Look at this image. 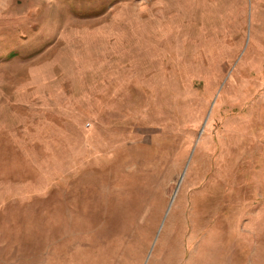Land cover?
Masks as SVG:
<instances>
[{"label": "rangeland", "instance_id": "374dc122", "mask_svg": "<svg viewBox=\"0 0 264 264\" xmlns=\"http://www.w3.org/2000/svg\"><path fill=\"white\" fill-rule=\"evenodd\" d=\"M0 264H264V0H0Z\"/></svg>", "mask_w": 264, "mask_h": 264}, {"label": "water", "instance_id": "95a60500", "mask_svg": "<svg viewBox=\"0 0 264 264\" xmlns=\"http://www.w3.org/2000/svg\"><path fill=\"white\" fill-rule=\"evenodd\" d=\"M183 176V175H182ZM181 180H182V177H181ZM171 204H172V201L170 202V206H171ZM170 206H169V208H170Z\"/></svg>", "mask_w": 264, "mask_h": 264}]
</instances>
